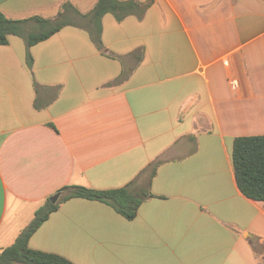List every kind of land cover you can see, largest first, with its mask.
<instances>
[{
    "label": "crops",
    "instance_id": "obj_1",
    "mask_svg": "<svg viewBox=\"0 0 264 264\" xmlns=\"http://www.w3.org/2000/svg\"><path fill=\"white\" fill-rule=\"evenodd\" d=\"M67 0H0L11 18ZM85 14L98 0H70ZM30 47L0 44V250L66 185L148 188L136 216L73 197L30 236L75 264H264V201L240 189L239 136L264 135V0H136ZM77 22L87 25L85 19ZM46 105L36 108L35 100Z\"/></svg>",
    "mask_w": 264,
    "mask_h": 264
},
{
    "label": "trees",
    "instance_id": "obj_2",
    "mask_svg": "<svg viewBox=\"0 0 264 264\" xmlns=\"http://www.w3.org/2000/svg\"><path fill=\"white\" fill-rule=\"evenodd\" d=\"M140 7L144 11L147 5L136 0H98L92 11L85 14L72 1L67 0L58 13L50 17L33 15L11 18L0 11V44H8L10 35L21 36L27 46L26 61L31 67L34 59L30 47L49 38L64 26L80 25L89 28L94 42L101 48V19L104 14L113 12L121 20ZM78 19H85L88 24L82 25L77 22ZM35 106L40 109L46 105L36 98ZM233 164L242 192L250 198L264 201V135L237 137L233 146ZM56 194H59L57 201L52 202L48 198L16 241L0 250V264H75L61 255L35 250L29 246L30 236L58 208L61 201L80 197L105 202L127 219H132L151 192L148 188L135 192L129 186L100 190L83 185H66Z\"/></svg>",
    "mask_w": 264,
    "mask_h": 264
},
{
    "label": "water",
    "instance_id": "obj_3",
    "mask_svg": "<svg viewBox=\"0 0 264 264\" xmlns=\"http://www.w3.org/2000/svg\"><path fill=\"white\" fill-rule=\"evenodd\" d=\"M58 198H59V194H55L54 196L51 197V201L56 202Z\"/></svg>",
    "mask_w": 264,
    "mask_h": 264
}]
</instances>
